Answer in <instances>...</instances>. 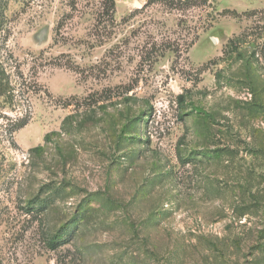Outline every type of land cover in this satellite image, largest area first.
<instances>
[{
  "label": "rangeland",
  "instance_id": "1",
  "mask_svg": "<svg viewBox=\"0 0 264 264\" xmlns=\"http://www.w3.org/2000/svg\"><path fill=\"white\" fill-rule=\"evenodd\" d=\"M263 23L264 0H0L2 264H264Z\"/></svg>",
  "mask_w": 264,
  "mask_h": 264
},
{
  "label": "trees",
  "instance_id": "2",
  "mask_svg": "<svg viewBox=\"0 0 264 264\" xmlns=\"http://www.w3.org/2000/svg\"><path fill=\"white\" fill-rule=\"evenodd\" d=\"M160 2H165L168 5L177 7L179 4H185L189 2L190 0H159ZM106 4L108 5V9L113 10L114 9V0H106ZM264 24V23H263ZM245 30L243 33L240 35H237L236 37L230 39L229 41V51L235 52L237 54V57L240 59H246V50L244 49V44L247 42V35L248 31ZM6 80V83L0 82V94H5L9 98H13V91L11 87V83L9 80V76H4L3 80ZM25 121L22 119L15 121L12 125L14 129H17L19 127H22ZM37 148H42V146H39ZM64 235L60 236V234H56L55 236L51 237L50 240L48 241V245L51 249H56L59 245H61L63 242L59 243L58 238H63ZM0 264L2 262L0 261Z\"/></svg>",
  "mask_w": 264,
  "mask_h": 264
},
{
  "label": "water",
  "instance_id": "3",
  "mask_svg": "<svg viewBox=\"0 0 264 264\" xmlns=\"http://www.w3.org/2000/svg\"><path fill=\"white\" fill-rule=\"evenodd\" d=\"M136 5H137V6H141V3H140V2H136Z\"/></svg>",
  "mask_w": 264,
  "mask_h": 264
}]
</instances>
